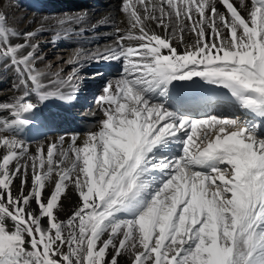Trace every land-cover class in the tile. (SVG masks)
Wrapping results in <instances>:
<instances>
[{"label":"snow or ice","instance_id":"snow-or-ice-1","mask_svg":"<svg viewBox=\"0 0 264 264\" xmlns=\"http://www.w3.org/2000/svg\"><path fill=\"white\" fill-rule=\"evenodd\" d=\"M120 11L127 30L76 48L67 90L54 91L35 67L37 33L0 12V68L23 89L0 103V264H264V0H121ZM85 23L65 14L52 42ZM88 61L120 67L95 98L96 130L65 147L38 110L104 76H82ZM69 191L78 201L61 220Z\"/></svg>","mask_w":264,"mask_h":264},{"label":"bare ground","instance_id":"bare-ground-1","mask_svg":"<svg viewBox=\"0 0 264 264\" xmlns=\"http://www.w3.org/2000/svg\"><path fill=\"white\" fill-rule=\"evenodd\" d=\"M234 3L238 4L239 0H234ZM120 6L121 0H0V12L7 16L9 26L20 33L25 31L37 33L31 41L39 45L37 54L40 59L36 61L35 67L46 89L53 91L60 88L67 90V86L61 84V81L67 80L72 72L73 65L66 61L73 56L76 48L82 47L87 51H95L97 47L102 49L113 44L115 29L119 28L122 32L127 30V17L120 11ZM217 6L220 11H224L222 5ZM65 14H86L87 23L83 25L85 33L53 43V37L58 30L57 21ZM105 17L108 18L106 25H98L95 30L90 28V23ZM74 27L78 30L81 26ZM152 27L164 34L162 29L155 28V24H152ZM185 39L188 43L192 42L193 37L190 32H186ZM176 43L178 49L182 51L183 45ZM44 48H47V51H43ZM119 67L117 62L100 64L86 62V66L81 70L82 76L91 77L97 70L103 72L104 76L84 79L74 102L66 104L53 99L38 110L39 115L47 122V134L52 141L58 140L63 135L66 137L65 147H67L72 135L79 136V143L87 132L96 130L97 122L102 118V112L94 98L100 95L101 85L107 79L117 76ZM17 85V73L11 68L7 70L0 68V103L11 102L22 94L23 89L18 88ZM84 85H87L89 90L86 94L82 93ZM208 87L210 86L204 85V88ZM214 91L224 90L214 89ZM30 99L34 100L35 96H31ZM0 118L9 117L6 112H0ZM42 142L47 145L49 141ZM36 146L33 142L32 151H35ZM16 188H18V182L14 191ZM50 191L51 186L45 190V194H49ZM77 201L76 194L69 191V194L62 198V209L58 210V218L67 219L73 212Z\"/></svg>","mask_w":264,"mask_h":264},{"label":"rangeland","instance_id":"rangeland-1","mask_svg":"<svg viewBox=\"0 0 264 264\" xmlns=\"http://www.w3.org/2000/svg\"><path fill=\"white\" fill-rule=\"evenodd\" d=\"M43 51H47V48H44ZM57 52V50H55ZM99 71V70H97ZM87 81V80H86ZM89 82L87 81L86 84H88ZM104 85V84H103ZM101 85V89H102V86ZM96 86V85H95ZM88 88H87V85H84L83 89H82V93L84 92V94H86L88 92ZM98 93V92H97ZM96 98V97H95ZM94 98V99H95ZM33 207H35V205H33ZM119 264H131V261L129 259V257L127 256H122L119 258Z\"/></svg>","mask_w":264,"mask_h":264}]
</instances>
